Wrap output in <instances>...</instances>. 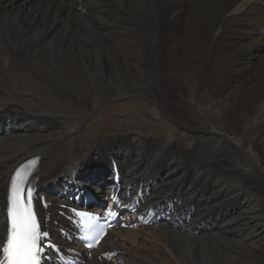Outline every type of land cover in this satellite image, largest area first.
Instances as JSON below:
<instances>
[{
  "label": "bare ground",
  "instance_id": "1",
  "mask_svg": "<svg viewBox=\"0 0 264 264\" xmlns=\"http://www.w3.org/2000/svg\"><path fill=\"white\" fill-rule=\"evenodd\" d=\"M256 47L264 51V0H0V248L10 177L17 165L39 155L36 187L50 192L55 206L58 195L76 189L69 184L74 178L103 196L112 186L104 172L116 162L125 189L141 188L149 193L147 206L172 211L170 221L145 227L151 231L147 246L145 231H110L101 252H113V259L95 253L86 264H264V53L259 57ZM262 57L248 76L247 63ZM9 70L95 112L114 97L141 93L170 123L161 139L166 154L152 144L158 141L135 133L133 139L100 133L89 139L87 117L71 133L59 130L61 116L52 109L30 113L11 101ZM205 86L207 117L198 113L199 124H188L186 105L175 92L195 99ZM24 96L17 97L25 102ZM171 101H178L180 114L171 112ZM142 103L128 110L140 127ZM9 108L20 113L3 110ZM178 127L207 139L188 152L176 142ZM225 143L228 156L221 151ZM246 154L256 162L253 176L231 162ZM230 196L237 206L225 202ZM54 211L51 216L62 222Z\"/></svg>",
  "mask_w": 264,
  "mask_h": 264
},
{
  "label": "rangeland",
  "instance_id": "2",
  "mask_svg": "<svg viewBox=\"0 0 264 264\" xmlns=\"http://www.w3.org/2000/svg\"><path fill=\"white\" fill-rule=\"evenodd\" d=\"M87 36L90 41H93L92 39H96L94 35L93 37L90 35H87ZM238 43L241 45V44H248L249 42L245 43L243 40H239ZM254 51L258 52L259 57H261L262 53H264V51L259 49L258 47H256ZM80 54L84 55L85 53L81 52ZM211 56L213 58L215 57V55H212V54ZM262 60H263V57L260 58L258 61L250 60V62H252L251 64L247 63L248 60H244L245 63H247V65L249 66V70L246 71L245 73L248 74V76H252L253 75L252 73L259 69L258 62ZM18 77L19 76L16 70H9L8 78L12 86L9 87L10 90H8V93H9V98L11 99V101L23 104V106L25 107V110L30 113L31 112L43 113V112H46L52 109L54 112L60 114L61 116L59 119L56 117L57 118L56 120L59 124L58 125L59 130H62L63 132L71 133L78 126L80 119L87 117L84 121V129L86 132L89 130L91 131L90 133L87 134L89 139L93 138L95 140V137H96L95 133L96 134L100 133L102 134V136H104L107 139L120 138L124 135L126 136L131 135L133 139V136H134L133 134L135 133V136L140 135L141 137L146 138L147 141L148 140H151L153 142L158 141L152 144L157 145L160 148L162 147L161 155L166 154L165 150L163 149L164 145L161 143V139L167 137L168 133H170L171 130L169 129V126H168L170 123L167 122V119H165V116H161L158 113L154 105L151 102L147 101L141 93L128 94V95H124L123 97H114V99L112 98V100L107 101L104 105H102L98 109L97 112H95L91 105H88V107L78 106V105L69 104L67 101L56 98L55 94L52 91H49L48 89H46L44 86L39 84L34 79L30 80L29 78H25V79L20 80ZM20 81H22V84H19ZM127 81H130V82L132 81V79H130V76H128ZM208 92H209L208 86L202 87L199 93L195 96L196 98L192 99V96H188L176 90L175 94L177 95V98L178 99L180 98L186 105L187 112H186L185 120H187L188 124H191V125L199 124V122L196 120V116L198 115V113H200L201 115H204V117H207L203 110L205 109L204 104L206 102V93ZM19 94H25V96L23 97L25 102L20 101V99L17 97ZM139 101L143 102L142 104L146 108L140 114V119L144 121L145 124H149L148 127H145L144 126L145 124L140 127L139 125L131 122L132 116H131V113L129 112L130 111L129 107L130 105H134V103L137 104V102ZM0 103H3V102L0 101ZM176 103H178V101L175 103L174 102L170 103L168 107L170 106L173 109L171 110V112H174L178 115L182 111L178 109ZM113 108L115 109V113L113 114L114 116L112 117V119H110V121H107V119L104 118L105 114L109 110L112 112L111 109ZM152 109H154L155 111L152 112L151 111ZM3 110L18 112L10 108L3 109ZM43 115H46V114H43ZM210 122H212V120H210ZM200 123L202 124L203 122H200ZM2 125H3L2 121H0V126L2 127ZM151 125H154L155 127ZM175 130L176 132L174 136L176 137V142L188 152L189 151L195 152L196 146L198 145V143L207 139L206 137H196L192 133L187 132V131L185 132L183 129L179 127L178 129L175 128ZM90 134H93L92 137L89 136ZM83 138H84L83 136L82 137L80 136L79 139L83 140ZM228 147H229V143H225V145L223 146L221 150L222 152L225 153V156H228V154L230 153L228 150ZM156 153L157 151L155 150V153H153L154 157H156ZM231 162L236 163V167H234L235 170H240L250 176H253L256 173V170H257L256 162L251 155L246 154V156H244L240 162H237V161L236 162L231 161ZM188 163L190 162L188 161ZM192 163H194V161ZM96 164L97 163H95V165ZM261 168L264 169L263 166ZM106 171L107 170H105V172ZM227 200L228 201H225V202L229 203L230 207L231 206L235 207L238 205V200L233 196H230V198ZM214 203H218V200ZM218 213L222 215L224 214L222 213V211ZM218 213H214V214L218 215ZM216 219L217 218L215 217L214 222L216 221ZM137 230L144 232L147 229L141 227ZM150 232H151L150 230L145 231L144 238L143 239L141 238L142 242L143 240H145V243L143 242L144 246L145 245L147 246L148 244H150L147 241V238H149Z\"/></svg>",
  "mask_w": 264,
  "mask_h": 264
},
{
  "label": "snow or ice",
  "instance_id": "3",
  "mask_svg": "<svg viewBox=\"0 0 264 264\" xmlns=\"http://www.w3.org/2000/svg\"><path fill=\"white\" fill-rule=\"evenodd\" d=\"M19 173H17V176ZM23 183V180L20 181ZM8 197V227L6 241L0 248V264H41L42 252L47 245L42 240L48 236L42 231L37 216L31 208L32 189H27L25 201L23 192L14 178ZM85 216V213H78ZM87 239V238H86Z\"/></svg>",
  "mask_w": 264,
  "mask_h": 264
}]
</instances>
